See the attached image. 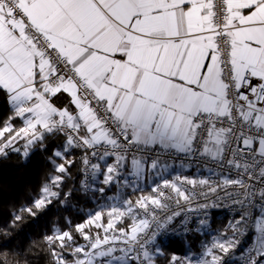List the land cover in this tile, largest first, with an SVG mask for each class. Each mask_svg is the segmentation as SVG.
<instances>
[{
	"label": "snow or ice",
	"instance_id": "obj_1",
	"mask_svg": "<svg viewBox=\"0 0 264 264\" xmlns=\"http://www.w3.org/2000/svg\"><path fill=\"white\" fill-rule=\"evenodd\" d=\"M0 91L13 110L0 128V155L20 139L27 148L60 133L65 152L84 150L82 162L93 173L101 164L90 157L112 159L105 184L125 170L136 180L148 169L159 173L163 157L203 158L222 170L218 179H164L154 195L112 206L107 222L103 210L94 213L76 227L86 245L66 243L74 242L68 231L46 237L71 250V264H156L148 245L180 214L161 221L157 210L208 192L240 205L236 224L254 221L245 264H264V0H0ZM60 93L70 96L73 110L52 102ZM16 118L19 128L11 124ZM73 162L65 159L56 170L67 173ZM43 194L36 207L57 195L47 186ZM136 208L146 218L117 228L139 215ZM92 226L103 234L85 232ZM238 243L212 248L227 254ZM52 255L56 264H69L55 248ZM207 255L211 261L196 264H223L211 248Z\"/></svg>",
	"mask_w": 264,
	"mask_h": 264
},
{
	"label": "trees",
	"instance_id": "obj_2",
	"mask_svg": "<svg viewBox=\"0 0 264 264\" xmlns=\"http://www.w3.org/2000/svg\"><path fill=\"white\" fill-rule=\"evenodd\" d=\"M61 99L62 94H59L54 97V102L62 105ZM12 113L7 99H0V128ZM11 124L19 128L22 121L16 118L11 120ZM65 145L63 134H46L42 143L37 142L27 148L25 144L12 146L6 148V155L0 156V264H56L53 248L71 264L74 259L69 254L71 250L61 249L58 244H49L46 237L68 231L72 233L74 242L66 243L84 245L86 240L76 231V227L86 223L102 202L107 203L101 208L105 212L104 221L107 222L109 203L104 198L106 194L100 196L94 187L89 191L83 189L81 161L84 150L69 148L65 152ZM25 151L28 152L27 156L24 155ZM56 151L63 152L64 156L56 157ZM65 159L74 162L65 165L67 173H60L56 166L64 163ZM56 176L63 177L58 186L52 183V178ZM45 186L57 195H49L42 206L36 207L35 201L41 199ZM131 195L132 201L140 198L139 192ZM17 216L20 219H16ZM135 219L138 218L130 215L118 222L117 226L128 229L127 226ZM226 225V219L214 216V227ZM85 230L90 234L101 231L95 226ZM201 241L200 237L195 236L190 237L188 242L183 238L158 239L160 251L152 254L156 264H170L173 256L178 257L190 249L197 250ZM178 258L175 264H186L181 256Z\"/></svg>",
	"mask_w": 264,
	"mask_h": 264
},
{
	"label": "built area",
	"instance_id": "obj_3",
	"mask_svg": "<svg viewBox=\"0 0 264 264\" xmlns=\"http://www.w3.org/2000/svg\"><path fill=\"white\" fill-rule=\"evenodd\" d=\"M2 156V155H0ZM84 157V155H83ZM82 157V159H83ZM93 163L102 164L103 161H98L96 158L90 157ZM112 163V159H108ZM162 164L172 166L174 169L166 177H161L156 180L150 181L151 195L152 188L156 185L162 187L164 179L175 180L176 175L187 176L190 179H200L212 177L218 179L222 175V170L216 167L210 161H206L203 158H185L182 156H174L172 158L163 157ZM81 171L83 176V189L85 191L91 190L93 187L97 172L93 173L90 166H85L81 161ZM227 173V169L223 174ZM125 174V172H124ZM125 177L123 175V180ZM184 187L191 189L190 185H184ZM166 193L170 192V189H163ZM194 191L198 193L206 192V188L197 186ZM219 197V198H218ZM137 200V199H136ZM133 203H135V201ZM207 205V207H205ZM139 215L136 217L146 218V213L139 208L134 209ZM241 207L238 204L233 203L226 197H223L222 193L213 194L208 192L207 195H197L191 202H185L181 200L177 205L174 202H169V207L163 212L157 210V215L163 221L165 215H170L172 212H179L178 216H175L173 220L168 223L164 228L158 230L154 241L148 245L149 250L153 253L158 239H174L183 238L187 242L190 237H200L202 241L198 245V249H190L181 256L187 264L188 260H192L193 264L197 261L206 260L211 261V256L207 255L208 249H212L213 253L223 255V264H245V261L249 255V248L252 247V242L255 236L254 221L247 225L236 224V221L240 219ZM217 215L218 219H226L227 225L225 227H214V216ZM150 218V217H147ZM235 228L240 231H235ZM117 228H119L116 225ZM155 228V225H153ZM127 229V228H126ZM101 234L103 230L101 229ZM228 240L238 241L236 247L231 248L227 254L220 252L218 248H212L214 243H224ZM88 241H85L86 245Z\"/></svg>",
	"mask_w": 264,
	"mask_h": 264
},
{
	"label": "crops",
	"instance_id": "obj_4",
	"mask_svg": "<svg viewBox=\"0 0 264 264\" xmlns=\"http://www.w3.org/2000/svg\"><path fill=\"white\" fill-rule=\"evenodd\" d=\"M60 94H62V99H61L62 105H57L54 102V98L52 102L58 108L68 107L69 110H73L74 106L70 103V99H71L70 96L65 93H60ZM3 98H6L9 103L7 94L4 91H0V99H3ZM26 143L27 142L25 139H20L13 146L17 147L20 144L26 145ZM106 163L110 164L111 162L110 160H107ZM106 163L103 161V163L101 164V168L96 174L93 187H94V190L99 192L100 196L105 193L106 195L104 196V198H106L108 201H116L118 202V204L123 203L125 200L131 199L132 197L131 193L139 192L140 197L142 195H149L151 193V189H150L151 177L153 178L152 180H156L161 177H166L174 169L170 165L163 164L166 166L162 167L159 173H156L155 170L148 169L146 174L139 180H136L135 178L127 175L128 170H125V174H124L125 178L123 180H121V178H118L117 182L105 184L104 183V179H105L104 170L106 167ZM125 179L129 181L128 184L124 183ZM100 189H103V191H100ZM129 194L131 196H129ZM135 220L138 221L139 219H135ZM130 226L131 224L128 226V228H130Z\"/></svg>",
	"mask_w": 264,
	"mask_h": 264
},
{
	"label": "rangeland",
	"instance_id": "obj_5",
	"mask_svg": "<svg viewBox=\"0 0 264 264\" xmlns=\"http://www.w3.org/2000/svg\"><path fill=\"white\" fill-rule=\"evenodd\" d=\"M51 191V190H50ZM52 192V191H51ZM43 196H44V194L41 196V199L43 198ZM108 203H109V210H110V208L112 207V206H118V207H121L122 209L123 208H125L126 207V205H124L123 203H120V204H118V202H116V201H107ZM103 204H107L106 202H102V203H100L99 204V207H98V209H97V211L96 212H98V211H101V208H102V206H103ZM96 212H94V213H96ZM94 213H92L91 214V216L94 214ZM128 217H130V216H128ZM136 217V216H135ZM126 218V217H125ZM128 227V226H127ZM126 229V228H125ZM85 232H87L86 230H85ZM157 249H159V251H160V246L157 244L156 246H155V250L153 251V253H158L159 251H156ZM216 254V253H215ZM218 255V254H217Z\"/></svg>",
	"mask_w": 264,
	"mask_h": 264
}]
</instances>
